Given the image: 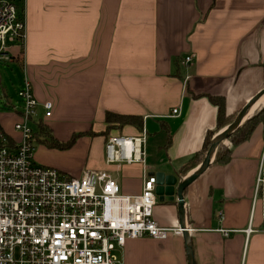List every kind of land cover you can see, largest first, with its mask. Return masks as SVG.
Masks as SVG:
<instances>
[{
    "label": "crops",
    "instance_id": "1",
    "mask_svg": "<svg viewBox=\"0 0 264 264\" xmlns=\"http://www.w3.org/2000/svg\"><path fill=\"white\" fill-rule=\"evenodd\" d=\"M17 2L25 9L26 38L7 63L21 68L23 84L30 81L35 133L40 122L57 142L73 141L63 150L41 143L34 160L69 175L106 171L124 195L142 193L144 167L106 162L107 113L141 117L147 173L173 175L179 184L178 171L216 128L217 108L207 96L223 97L234 114L264 88V0ZM188 56L193 60L184 65ZM4 99L0 124L19 142L14 124L22 102L7 93ZM46 102L53 103L50 118ZM143 130L114 127L109 136ZM232 149L227 166L212 163L189 188L182 212L177 200L155 207L161 227L183 222L193 232L127 239L115 253L121 264H264V200H255L264 125Z\"/></svg>",
    "mask_w": 264,
    "mask_h": 264
},
{
    "label": "built area",
    "instance_id": "2",
    "mask_svg": "<svg viewBox=\"0 0 264 264\" xmlns=\"http://www.w3.org/2000/svg\"><path fill=\"white\" fill-rule=\"evenodd\" d=\"M17 3L0 0V63L11 62L13 45L24 46L26 23ZM192 60L186 57L184 65ZM18 97L21 118L14 130L20 141L0 124V264H121L115 253L127 239L166 240L193 232L188 225L166 228L155 220L156 178L147 173L144 130L106 140L108 164L144 167L142 193L127 196L106 171L76 176L35 162L38 103L28 78ZM43 107L45 118L52 117L53 103ZM259 197L264 200V149L255 184V200Z\"/></svg>",
    "mask_w": 264,
    "mask_h": 264
},
{
    "label": "trees",
    "instance_id": "3",
    "mask_svg": "<svg viewBox=\"0 0 264 264\" xmlns=\"http://www.w3.org/2000/svg\"><path fill=\"white\" fill-rule=\"evenodd\" d=\"M17 7L20 16L23 18L25 11L24 6L18 2ZM207 97L209 101L217 108L216 128L208 133L202 149L198 151L193 157H191L188 162L180 168L178 174L181 180L186 179L191 172H193L203 163L206 154L210 149L213 138L216 137L226 127H228L238 115V113H228L227 104L223 97ZM106 123L108 124V127L105 132L101 133V135L106 136L107 138L109 137L110 131L114 129V127L123 128L125 126L131 125L136 127L138 130H143L144 124L141 117L124 116L112 113L106 114ZM37 125L38 131L35 133L36 141L43 143L48 147L57 148L60 150L67 149L72 145L73 141L65 144L57 142L56 140H54V138H52L51 130L45 124L39 122ZM260 125H264V104L260 106V108L257 109V111L254 112L252 116L247 118L242 126L232 136L221 143L212 165H218L222 167L227 166L232 160V148L249 141L257 127Z\"/></svg>",
    "mask_w": 264,
    "mask_h": 264
},
{
    "label": "water",
    "instance_id": "4",
    "mask_svg": "<svg viewBox=\"0 0 264 264\" xmlns=\"http://www.w3.org/2000/svg\"><path fill=\"white\" fill-rule=\"evenodd\" d=\"M263 97L264 88L249 100V102L238 113L236 119L228 127L213 138L210 149L206 154L203 163L187 179L178 184V178L173 175H166L164 172L152 173L151 175H154L156 178V194L158 196V201L164 203L177 200L179 212H182V207L185 203L184 198L189 188L205 174L207 169L214 162L215 155L221 143L226 141L242 126L254 105ZM179 226L186 229V225L183 222H181ZM187 234V231L183 233L184 236Z\"/></svg>",
    "mask_w": 264,
    "mask_h": 264
},
{
    "label": "rangeland",
    "instance_id": "5",
    "mask_svg": "<svg viewBox=\"0 0 264 264\" xmlns=\"http://www.w3.org/2000/svg\"><path fill=\"white\" fill-rule=\"evenodd\" d=\"M18 50V45H13L9 50V53L14 57ZM0 75L2 77L0 84V95L7 93L9 97H12L10 101L15 103L18 99V93L23 86V74L21 68L18 67V65H15L13 62L4 65L0 63ZM5 102V99L0 100V106H4ZM40 144V142L35 141V146Z\"/></svg>",
    "mask_w": 264,
    "mask_h": 264
},
{
    "label": "bare ground",
    "instance_id": "6",
    "mask_svg": "<svg viewBox=\"0 0 264 264\" xmlns=\"http://www.w3.org/2000/svg\"><path fill=\"white\" fill-rule=\"evenodd\" d=\"M263 99H264V97L261 98L259 101H257V103L254 105V107H255L256 105H258V103H259L261 100H263ZM254 107L252 108V110L254 109ZM252 110L250 111V113L252 112ZM250 113H249V115H250ZM249 115H248V117H249ZM248 117H246V119H247Z\"/></svg>",
    "mask_w": 264,
    "mask_h": 264
}]
</instances>
